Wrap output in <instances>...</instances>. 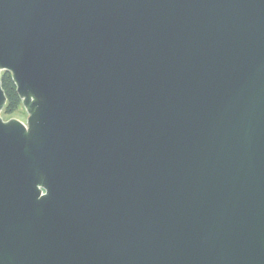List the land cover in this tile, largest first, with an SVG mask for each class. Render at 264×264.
<instances>
[{
	"label": "water",
	"instance_id": "95a60500",
	"mask_svg": "<svg viewBox=\"0 0 264 264\" xmlns=\"http://www.w3.org/2000/svg\"><path fill=\"white\" fill-rule=\"evenodd\" d=\"M0 264H264V0H0Z\"/></svg>",
	"mask_w": 264,
	"mask_h": 264
},
{
	"label": "trees",
	"instance_id": "16d2710c",
	"mask_svg": "<svg viewBox=\"0 0 264 264\" xmlns=\"http://www.w3.org/2000/svg\"><path fill=\"white\" fill-rule=\"evenodd\" d=\"M1 84L7 96V102L3 111L5 115H11L17 112L23 105L22 99L17 92V86L9 71H2Z\"/></svg>",
	"mask_w": 264,
	"mask_h": 264
},
{
	"label": "rangeland",
	"instance_id": "374dc122",
	"mask_svg": "<svg viewBox=\"0 0 264 264\" xmlns=\"http://www.w3.org/2000/svg\"><path fill=\"white\" fill-rule=\"evenodd\" d=\"M1 115L3 116L5 120L10 119V118H17L23 121L24 123L26 122L27 117H28V113L23 105L20 107V109L17 112L11 115H5L4 111H2Z\"/></svg>",
	"mask_w": 264,
	"mask_h": 264
}]
</instances>
